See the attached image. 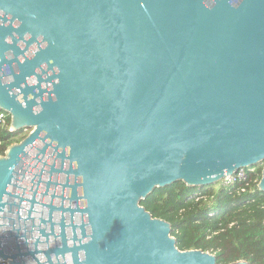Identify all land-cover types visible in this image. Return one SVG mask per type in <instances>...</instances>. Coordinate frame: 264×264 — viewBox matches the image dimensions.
<instances>
[{"label":"water","instance_id":"obj_1","mask_svg":"<svg viewBox=\"0 0 264 264\" xmlns=\"http://www.w3.org/2000/svg\"><path fill=\"white\" fill-rule=\"evenodd\" d=\"M0 111V261L217 264L141 202L264 193V0H0Z\"/></svg>","mask_w":264,"mask_h":264},{"label":"trees","instance_id":"obj_2","mask_svg":"<svg viewBox=\"0 0 264 264\" xmlns=\"http://www.w3.org/2000/svg\"><path fill=\"white\" fill-rule=\"evenodd\" d=\"M0 127V156L27 134ZM262 166L245 168L201 190L183 182L155 189L141 205L171 224L180 251L198 249L214 254L217 264L245 261L264 264V193L257 188Z\"/></svg>","mask_w":264,"mask_h":264},{"label":"built area","instance_id":"obj_3","mask_svg":"<svg viewBox=\"0 0 264 264\" xmlns=\"http://www.w3.org/2000/svg\"><path fill=\"white\" fill-rule=\"evenodd\" d=\"M7 117H8V115L5 112L0 111V127H5L7 125V123H6L7 122L6 121ZM238 177H242V172L241 171H240V174H238ZM232 179H233V177L230 178V179H227L226 181L227 182H231ZM0 264H8V263L0 261Z\"/></svg>","mask_w":264,"mask_h":264},{"label":"rangeland","instance_id":"obj_4","mask_svg":"<svg viewBox=\"0 0 264 264\" xmlns=\"http://www.w3.org/2000/svg\"><path fill=\"white\" fill-rule=\"evenodd\" d=\"M22 132L28 134L29 129L28 130H23ZM239 174H240V172H239Z\"/></svg>","mask_w":264,"mask_h":264}]
</instances>
